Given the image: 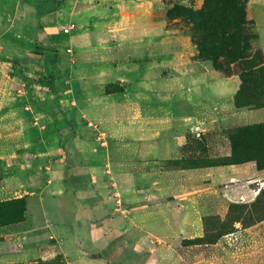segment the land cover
Segmentation results:
<instances>
[{"label": "rangeland", "instance_id": "374dc122", "mask_svg": "<svg viewBox=\"0 0 264 264\" xmlns=\"http://www.w3.org/2000/svg\"><path fill=\"white\" fill-rule=\"evenodd\" d=\"M204 4L0 0V264H70L51 226L73 217V197L58 195L56 187L65 174L72 185L67 172L78 157V137L91 142L87 152L94 142L91 152L104 157L108 128L126 126L123 134L136 148L140 129L152 135L153 126L169 123V92L183 91V73L200 70L194 63L202 61L193 26L172 11ZM258 17H248L249 30L258 38L254 47L264 52V12ZM242 110L214 115L227 136L264 122V108ZM124 159L131 161L132 153ZM214 162L221 161L188 164ZM248 205L207 216L203 241H157L156 249L170 258L153 261L143 254L140 264H264V193ZM238 220L243 224L235 229Z\"/></svg>", "mask_w": 264, "mask_h": 264}, {"label": "crops", "instance_id": "0c3cea01", "mask_svg": "<svg viewBox=\"0 0 264 264\" xmlns=\"http://www.w3.org/2000/svg\"><path fill=\"white\" fill-rule=\"evenodd\" d=\"M260 11L264 0H249L248 17L258 20ZM194 64L201 69L183 73L184 90L168 94L174 108L169 123L153 126L152 135L140 129L136 148L129 146L122 125L107 129L104 157L91 152L94 142L87 152L91 142L78 137V157L67 172L72 185L65 184V174L56 187L58 195L73 197V217L51 226L58 251L70 264H140L143 254L159 260L157 241L201 238L207 216L258 197L264 170L255 162L189 165L230 157L231 141L214 115L247 112L235 106L237 77H223L210 62ZM221 83L232 88L221 89ZM129 152L131 161L124 159ZM175 162L189 166H168Z\"/></svg>", "mask_w": 264, "mask_h": 264}, {"label": "trees", "instance_id": "16d2710c", "mask_svg": "<svg viewBox=\"0 0 264 264\" xmlns=\"http://www.w3.org/2000/svg\"><path fill=\"white\" fill-rule=\"evenodd\" d=\"M248 2L205 0L201 9L175 6L172 11L193 26V40L202 61L210 62L212 68L226 78L240 76L241 86L234 98L238 110L264 108V52L253 45V40L258 38L249 30L252 25L248 19ZM228 137L231 156L212 165L255 162L259 170H264V122L238 127ZM263 193L264 186L248 206L256 205ZM240 206L231 204L230 208ZM242 224V220L235 222V229ZM204 238L190 241H203Z\"/></svg>", "mask_w": 264, "mask_h": 264}, {"label": "built area", "instance_id": "2783aa9c", "mask_svg": "<svg viewBox=\"0 0 264 264\" xmlns=\"http://www.w3.org/2000/svg\"><path fill=\"white\" fill-rule=\"evenodd\" d=\"M70 32V29H65V33H69Z\"/></svg>", "mask_w": 264, "mask_h": 264}]
</instances>
